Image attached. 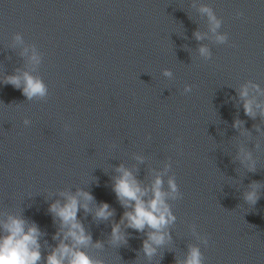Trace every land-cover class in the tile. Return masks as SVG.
Masks as SVG:
<instances>
[{"label":"clouds","instance_id":"clouds-1","mask_svg":"<svg viewBox=\"0 0 264 264\" xmlns=\"http://www.w3.org/2000/svg\"><path fill=\"white\" fill-rule=\"evenodd\" d=\"M200 12L207 16L209 29L214 34L215 42L226 44L229 39L228 34L218 32L222 22L217 18L213 9L205 5L201 6ZM236 15L239 18L243 16V13L238 11ZM194 35L198 41L204 38L199 31ZM16 39L20 41L21 37L17 35ZM198 51L200 56L205 59L211 57V51L207 46L201 45ZM22 54L27 55L28 49L25 48ZM28 59L33 65H39L41 62V56L35 48L32 49V54ZM164 75L170 77L172 73L165 70ZM3 83L21 90L28 100L42 99L47 95V86L43 80L28 71L21 73L20 70H17L11 75H6ZM191 90L192 86H185L186 93ZM238 95L243 101V111L246 116L251 119H256L257 114L264 117V101L257 99L258 96H264V89L259 84L249 81L241 85ZM243 123L236 119L233 127L241 129ZM257 131H259L258 127ZM241 134L249 133L245 130ZM137 159L142 160V157H137ZM237 159L248 171H256V161L253 159L252 152L243 145L239 147ZM116 171L119 175L114 178L113 191L126 211L120 217L119 222L112 224L109 242L117 247L127 242L126 234L121 230V224H125L127 228L137 232L149 230L146 232L142 251L151 258L155 255L157 247L164 245L166 239H171V234L165 230L175 222L176 217L173 215L168 201L181 196L179 186L175 177H169L167 190H165L163 173H157L150 185L142 186L133 172L123 165H120ZM165 171H167V166ZM260 187V183L253 181L249 185V190L244 194V200L255 205L260 199L258 191ZM60 195L65 197V201L61 203L57 200L49 206V211L54 218L60 221V231L53 237V239H59L57 246L46 258L42 257L39 242L42 233L39 227L35 223H29L20 215L8 214L6 219H0V264H41L42 259L45 264H105L102 258L93 257L84 250L93 242L91 234L85 230L84 225L78 219V212L81 208L85 212L89 211L88 202L93 201L94 197L91 193L83 190H78L75 195L68 192H61ZM114 214V210L108 203H101L95 211V219L106 221ZM61 233L63 234L62 238ZM208 242V238L205 237L204 243L208 244ZM94 246L99 249L103 247V244L97 241ZM182 264H204L200 249L191 246Z\"/></svg>","mask_w":264,"mask_h":264}]
</instances>
